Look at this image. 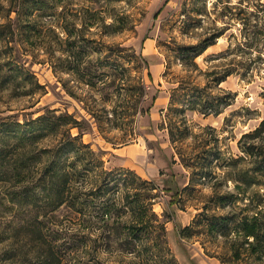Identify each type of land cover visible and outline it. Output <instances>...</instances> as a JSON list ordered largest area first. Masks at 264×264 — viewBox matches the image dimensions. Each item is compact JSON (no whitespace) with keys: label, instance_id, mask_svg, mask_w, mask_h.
<instances>
[{"label":"rangeland","instance_id":"obj_1","mask_svg":"<svg viewBox=\"0 0 264 264\" xmlns=\"http://www.w3.org/2000/svg\"><path fill=\"white\" fill-rule=\"evenodd\" d=\"M48 1L52 8L48 15L35 19L41 34L34 38L27 59L46 92L38 90L33 97L21 98L4 93L0 116L15 115L23 121L48 109L75 113L79 120L83 115L86 126L92 127L83 134V141L103 152L104 167L113 171L111 177L121 174L110 197L122 211L129 206L127 192H147V186L133 181L124 169L159 187L153 191L158 194L153 209L160 219L164 206L170 200L175 203L167 208L171 220L166 223V250L163 243L160 253L151 244L156 233L149 238L142 234L144 241H150L153 255L150 250L140 256L126 252L127 242L133 240L127 231L129 215L105 220L73 215L70 219L72 213L61 207L54 216L39 218L44 221L45 239L49 240L52 229L58 232L61 257L69 264H169L171 257L177 264H264L244 252L234 258L231 243L239 242L236 235H221L216 225L211 230L201 215L205 211L213 220L211 216L227 214L229 209L219 204L233 190L227 163L238 156L241 135L264 116L260 95L264 43L246 38L242 19L264 0ZM250 24L249 30L256 29ZM216 35L215 43L194 59L196 65L181 50L182 46H201V41ZM119 47L125 49L118 51ZM130 47L147 59L148 68L135 69L132 60L123 58L130 54L126 49ZM83 48L86 54L80 69L85 73L80 76L69 68L77 63L73 50ZM227 67L230 74L223 81L212 80L222 78ZM88 80L94 85H88ZM186 100L199 102V107L180 112ZM203 104L218 106L220 112L204 114ZM88 109L98 121L90 119ZM50 139L43 144H50ZM98 194L93 195L92 205L105 200ZM239 196L237 213L243 202ZM22 211L17 207L1 213L0 231H10L16 223L12 219L19 220ZM173 222L187 228L181 237L184 251ZM22 234L26 236L0 242V264H38L35 250L19 254L26 249L24 245L31 249L38 243ZM12 246L19 255L9 259Z\"/></svg>","mask_w":264,"mask_h":264},{"label":"trees","instance_id":"obj_2","mask_svg":"<svg viewBox=\"0 0 264 264\" xmlns=\"http://www.w3.org/2000/svg\"><path fill=\"white\" fill-rule=\"evenodd\" d=\"M51 8L48 0H0V97L6 92L11 98L33 97L38 90L46 92L44 85L39 83L32 69L27 66V59L30 49L34 46V38L41 34V28L36 25L35 19L37 16L48 15ZM251 16L255 17L252 24L249 23ZM242 19L246 38L264 43V4L255 5V9L250 14L246 12ZM248 24L256 29L249 30ZM217 37L219 35L204 39L201 46H182L181 50L187 53V57L193 59L196 65L194 59L213 45ZM123 49L125 48L119 47L118 51ZM126 49L130 54L123 58L132 60L135 69L148 68L147 59L141 53L137 54L131 47ZM72 53L77 63L69 69L81 76L85 73L80 69V64L86 50H73ZM225 71L222 78L212 80L219 84L230 74V68L227 67ZM86 83L94 85L91 80ZM260 95L264 106V87ZM203 106L204 108H200L205 110L202 111L204 114H208L206 111L214 114L220 112L218 106ZM197 107L199 102L186 100V104L182 105L179 111L184 113ZM86 111L90 114V119L98 121L92 110ZM113 112L115 113V110ZM80 118L81 120L75 113L61 112L59 109H48L23 121L15 115L0 116V214L5 210L9 213L18 207L22 208L21 213L24 215L18 218L19 220L12 219L16 220V223L10 231H0V242L10 237L26 236L23 232L33 236L29 241L35 240L38 243L34 244V249L24 245L26 249H20L19 254L27 255L35 250L40 257L38 264H69L61 257L57 244L58 232L52 229L49 240H46L44 221L39 219L46 215L52 217L61 207H65L72 213L70 219L73 215L88 219L97 217L99 220L129 215L131 224L127 226V231L133 240L127 242L128 254L140 256L148 254L150 250L153 255L154 249L151 250L150 241H144L146 236H142L148 235L149 238L151 233H156V238L160 240L158 242L156 238L151 239L154 248H157L159 253L162 252L160 243H163L166 250V223L171 220L167 208L172 207L174 200L164 206V218L160 219L153 209L155 198L158 196L153 191L159 187L152 181L142 180L133 170L124 169L122 172L132 175L133 181L138 179L141 184L146 185L147 192H127L125 197L129 206L127 210L123 208L122 211L115 198L110 197L111 191L118 188L116 181L120 179L121 174L111 177L113 171L104 167L103 152L95 151L91 143L83 141V134L92 127L86 126L88 120L85 116L80 115ZM73 129H77V132L73 133ZM49 138L51 143L43 144V141ZM238 149V156L231 158L227 163L233 190L228 191L219 200L221 206L229 209L227 214L211 216L213 220H209L205 211L201 215L205 217L211 230L216 225L221 235H236L239 242L231 243L234 258H239L244 252L247 256L264 262V116L255 128L241 135ZM113 179L115 182H112ZM96 192H99L98 196L105 197V200L92 205ZM239 195L243 202L237 213L234 209ZM197 221L199 218L195 222ZM173 227L178 230V244L184 251L181 237H184L183 232L187 228L179 226L177 222H173ZM116 230L119 232L118 227ZM64 245L69 243L65 242ZM40 246L46 248L42 250ZM17 250L12 246L8 258L18 256ZM40 251L43 253L39 254ZM189 259L193 261L190 257ZM168 262L177 264L174 257L169 258Z\"/></svg>","mask_w":264,"mask_h":264}]
</instances>
